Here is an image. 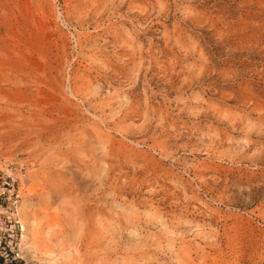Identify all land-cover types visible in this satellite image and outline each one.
<instances>
[{
	"label": "rangeland",
	"instance_id": "374dc122",
	"mask_svg": "<svg viewBox=\"0 0 264 264\" xmlns=\"http://www.w3.org/2000/svg\"><path fill=\"white\" fill-rule=\"evenodd\" d=\"M26 264H264V0H0V169Z\"/></svg>",
	"mask_w": 264,
	"mask_h": 264
},
{
	"label": "built area",
	"instance_id": "2783aa9c",
	"mask_svg": "<svg viewBox=\"0 0 264 264\" xmlns=\"http://www.w3.org/2000/svg\"><path fill=\"white\" fill-rule=\"evenodd\" d=\"M24 177L13 168L0 169V264H26L20 246L24 228L17 213Z\"/></svg>",
	"mask_w": 264,
	"mask_h": 264
}]
</instances>
